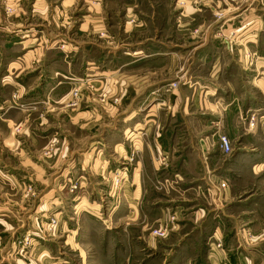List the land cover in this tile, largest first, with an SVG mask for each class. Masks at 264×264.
Wrapping results in <instances>:
<instances>
[{
	"label": "rangeland",
	"instance_id": "obj_1",
	"mask_svg": "<svg viewBox=\"0 0 264 264\" xmlns=\"http://www.w3.org/2000/svg\"><path fill=\"white\" fill-rule=\"evenodd\" d=\"M243 13L256 17L259 54L247 36L235 38ZM1 20L9 24L8 37L14 28L32 30L27 37L16 31V45L0 33V46L10 47L0 49V62L16 54L20 65L10 84L0 68L1 264L3 250L16 258L13 264H203L214 246L227 251L225 245L264 264V68H257L264 65V0H0ZM205 33L210 40L202 52L211 39L221 42L227 34L234 52L194 54ZM28 48L35 50L25 58ZM136 50L143 53L131 55ZM83 56L99 71L69 79L68 89L51 90V74ZM214 63L225 66L222 80L258 84L239 88L245 117L234 135L220 130L216 136L223 154L214 160L211 185L175 183L169 175L146 178L145 145L157 139L139 133L136 146L131 130L144 132L150 123L162 129L170 121L163 120L169 107H157L151 92L162 84L167 91L180 87L183 74L206 77ZM87 110L96 113L88 116L96 121L89 131L77 115ZM156 114L159 123H147ZM221 135L228 136L230 150L222 149ZM160 155L163 172L170 158L164 163ZM211 195L221 196L211 204L214 210L226 213L216 215L212 231L201 232L189 221L176 227L173 214L169 227L158 226V206H168L169 213L182 206L189 217L199 205H210ZM161 228L164 236L155 233ZM223 264H231L227 256Z\"/></svg>",
	"mask_w": 264,
	"mask_h": 264
},
{
	"label": "crops",
	"instance_id": "obj_2",
	"mask_svg": "<svg viewBox=\"0 0 264 264\" xmlns=\"http://www.w3.org/2000/svg\"><path fill=\"white\" fill-rule=\"evenodd\" d=\"M243 14L245 15V13ZM255 18V15H252V17L245 15V18L242 20L243 25L241 28H239V33H237V36L235 38L238 42H240L239 39L241 37L247 36L246 41H251L252 47L254 49V54H259V52H256V49L259 48V44H255L257 43V32H253L256 25ZM233 21H235V18ZM6 24L9 25L7 21H0V33L1 35H4V37H7V39L15 40L13 42V44L15 45L16 31L24 32V37H27L29 34H31L29 31L32 30H16V28H14L12 29L14 35L8 37L9 33L5 31ZM208 37L209 33H205L203 42H200V46L198 45L197 47H195L194 54L209 53L212 50L218 49H223V51L227 52L228 54L234 52V46L236 44L233 43L232 38H230L229 34H227L221 42L218 41L219 39H211V42L208 43L207 51L202 52L201 50H199V48L204 45V42H208L210 40H207ZM221 44H223V46H221ZM2 48H5V50H9V43L4 45V47L0 46V49ZM34 50L35 49L28 48L21 55H24L25 58H30ZM141 53H143L142 50H136L133 51L131 55H138ZM2 54L3 53L1 52V56ZM126 54L130 53L126 52ZM83 58L84 59L82 61H80L81 59L79 60L80 62L77 61L79 63H77L76 65L71 64L70 66V63L65 64L63 66L64 70H56L55 73L51 74V80H47L48 85H50V88H52L51 90H56V92H58V90L68 89V85L71 82L69 81V79L73 80L72 82H76L80 76L83 77L86 74V71L87 74L88 71H97V69L99 71L100 66L97 65L95 61H89L88 59H85L84 56ZM140 60L142 59H136L135 62H141ZM160 62H162V60L158 62L153 61L144 63L137 67L130 68V72L142 71L149 68L151 65H158ZM86 63L88 65L93 64V67L85 68L84 66ZM18 65L19 63L16 61V54H14V56L12 55V58H8L6 64L3 65V63L0 62V68L1 66H4L1 71L5 70L3 77H6V80L9 84L12 81H16V68L20 66ZM260 66L264 68V65L261 64H258L257 68H260ZM190 67L191 66H187L185 73L190 72ZM210 68V72L206 77L194 74L186 76V74H183V76H181V79L183 80L180 87L167 91L166 88H164L166 87V84H162L159 87L156 86V89L151 92V94H155L153 96V100H157V107H159L160 105H167L169 107L170 110L166 112L163 120L170 119V121L167 123V126L162 129L158 127L152 128L153 124L150 123V126L148 125V127L144 129V132L136 128L131 130L130 137L132 138L131 141L134 142V145L138 144L136 142L137 139L135 140L134 137L137 138V134L139 133H153V136L157 139V142H154L155 145H145L147 147L145 153V161H143L142 164L143 166L146 165L145 168H147L148 170V172L146 173V178H153L157 175H169L168 181L169 179H171L175 183H180L181 181H184L181 183H194L195 181L199 180L201 184L211 185L208 177H214V174L216 173V165L214 164V160H216L215 158L223 154V151L221 149V151H218L217 149L216 136L219 132H221L220 130H224V132L226 130L227 133L232 136V134L234 135L236 130L242 125L245 117V109L243 108V104L245 103V101L242 99V94L239 88L246 86L245 84H252L251 82H255V84H258V82L256 81V79L246 82H239L234 78H231L229 80H222L221 72L224 71L225 66H219L217 63H214ZM252 70L255 69L253 68ZM70 72L74 73L73 77H69ZM179 72L180 70L177 74H179ZM262 72L264 74V71ZM64 92L66 93V91L64 90L62 94ZM34 96L36 95H31L32 98ZM1 97L2 96L0 95V99ZM1 101L3 100L1 99ZM253 102H250L249 106L247 107L248 109H250V107L253 105ZM153 108L154 107H151L150 109L152 110ZM91 114L93 116H96L95 112H91L89 110L81 111L79 112V114H77L80 115V117L82 116V126H85L84 128L86 130L90 128L91 125H95L96 122L88 120V116H90ZM152 114L155 113H148V115ZM156 115L157 118L155 119L147 118V123H149L150 121H154L157 122V125L159 123V119H161V116L159 114ZM133 118L134 113L131 114V119ZM108 136L110 135L108 134ZM137 141H139V139ZM5 146H10L8 141H6ZM96 146L97 145H95V147ZM115 149L117 150L116 146ZM159 153H164L165 155L169 154L170 158L169 166L167 167V169H164L165 171L163 172H160V164L156 160V155L158 157ZM202 167L204 169V173L201 175L200 170ZM82 168L83 170H86L88 167L86 164H83ZM93 168H98L99 170H101L102 168L101 171H104V167L102 165H100V167H95L94 165ZM206 171L208 172L207 174ZM165 179H167V177ZM200 182L198 184H200ZM135 183H137V181H135ZM215 196L211 195L213 199H211L212 201L209 202L210 205H208L207 203L199 205L194 211L189 214V217L184 214V209L182 206H177L176 210L170 213L165 209L169 208L168 206H158V208L160 209L157 214L159 217V219L157 220L159 222L158 226L169 227V224L172 223L171 216L173 214L177 217H175L177 221L175 225L176 227H181L187 224L189 221L192 222L194 226H196V228H200L199 231L201 232L206 229L212 231L213 229L210 227L214 223V218L216 217V215L219 213L221 215L226 214L224 213V209H222V211L220 209V211L216 212L214 210L215 208L212 207L211 204L217 205V202L213 203L215 199H219L218 202H221V196H219L218 198ZM217 228L219 229L221 228V226L219 227V225L217 224ZM222 229H224L223 225ZM225 248H227V251H225L224 248L219 249L214 246L213 250L207 253L206 261L204 259L203 264H223L226 256L228 257L231 264H253V262L251 261V252L240 249H236L235 251L231 252L230 245H225ZM4 252V250L1 252V259L6 260V264H13V261L16 262L15 257L11 258V255H6L4 254ZM195 259L196 258H194V260ZM183 260L184 259L182 258L181 262Z\"/></svg>",
	"mask_w": 264,
	"mask_h": 264
},
{
	"label": "built area",
	"instance_id": "obj_3",
	"mask_svg": "<svg viewBox=\"0 0 264 264\" xmlns=\"http://www.w3.org/2000/svg\"><path fill=\"white\" fill-rule=\"evenodd\" d=\"M255 123V117H252L251 118V124L253 125ZM220 145L222 147L223 150H230L231 146L229 144V138L227 135H221L220 136ZM167 155L165 154H161L160 155V159L161 161H163L164 163L167 162ZM158 236H164L165 235V230L163 228L161 229H157L156 232H155Z\"/></svg>",
	"mask_w": 264,
	"mask_h": 264
}]
</instances>
